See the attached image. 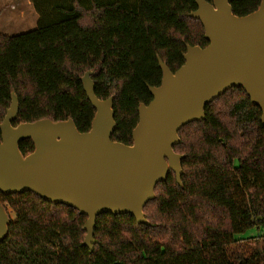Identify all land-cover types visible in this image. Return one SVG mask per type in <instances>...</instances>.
Wrapping results in <instances>:
<instances>
[{"label": "trees", "instance_id": "1", "mask_svg": "<svg viewBox=\"0 0 264 264\" xmlns=\"http://www.w3.org/2000/svg\"><path fill=\"white\" fill-rule=\"evenodd\" d=\"M30 1L36 28L0 34V123L15 91L13 125L72 118L88 131L95 109L81 77L92 70L96 95L115 97L112 140L130 145L138 107L152 100L147 85L162 81L158 57L175 72L187 45L209 43L202 23L189 16L196 0ZM260 2L234 0L233 13L247 15ZM205 112L181 128L174 146L185 155L182 186L172 171L156 185L144 208L148 225L130 214L99 215L93 252L83 244L87 216L77 209L32 192L0 191L11 216L0 264H264L261 110L243 88H231ZM20 150L31 153L33 141H21ZM252 228L251 236H239Z\"/></svg>", "mask_w": 264, "mask_h": 264}, {"label": "water", "instance_id": "2", "mask_svg": "<svg viewBox=\"0 0 264 264\" xmlns=\"http://www.w3.org/2000/svg\"><path fill=\"white\" fill-rule=\"evenodd\" d=\"M234 0H196L189 16L205 30L206 47L187 45L184 64L173 72L158 57L159 86L147 85L152 100L138 107L133 143L112 140L117 129L114 96L101 99L88 70L81 77L95 109L91 127L80 132L72 118H41L13 125L19 98L0 123V191L5 195L32 192L54 205L64 204L87 216L83 244L94 250L95 227L101 214H130L148 225L146 204L155 198L158 183L175 173L182 186V160L175 152L179 131L206 116V106L231 88H243L251 105L261 110L264 126V0L244 16L233 13ZM31 139L34 150L24 155L20 143ZM11 216L0 204V242Z\"/></svg>", "mask_w": 264, "mask_h": 264}, {"label": "rangeland", "instance_id": "3", "mask_svg": "<svg viewBox=\"0 0 264 264\" xmlns=\"http://www.w3.org/2000/svg\"><path fill=\"white\" fill-rule=\"evenodd\" d=\"M26 0H0V34L16 35L35 29L38 21V14L32 9L31 14L26 11V19L22 23L16 20L10 21V17L17 14L20 9H27ZM254 234V229L239 234L240 237H248ZM261 245V244H260Z\"/></svg>", "mask_w": 264, "mask_h": 264}, {"label": "crops", "instance_id": "4", "mask_svg": "<svg viewBox=\"0 0 264 264\" xmlns=\"http://www.w3.org/2000/svg\"><path fill=\"white\" fill-rule=\"evenodd\" d=\"M26 1H27V3H26L27 9H21V10L19 9L17 11V14H15L14 16H11L9 18L10 21H12L14 19V20H16V22L22 23L26 19V11L27 12L29 11V13L31 14L32 9H33V5H32L30 0H26Z\"/></svg>", "mask_w": 264, "mask_h": 264}]
</instances>
